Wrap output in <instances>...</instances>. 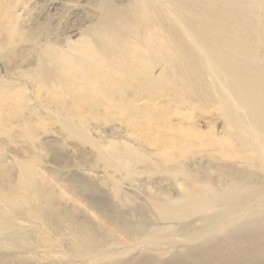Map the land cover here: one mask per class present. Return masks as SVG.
Listing matches in <instances>:
<instances>
[{
    "label": "rangeland",
    "instance_id": "rangeland-1",
    "mask_svg": "<svg viewBox=\"0 0 264 264\" xmlns=\"http://www.w3.org/2000/svg\"><path fill=\"white\" fill-rule=\"evenodd\" d=\"M106 1L108 2V4L111 3L110 7H112V4L116 6L124 7V5L126 6L128 4V1L130 0H106ZM106 1H104V3ZM102 2L103 0H0V58L2 59V61H4L3 63L2 61H0V76L14 84L15 82L17 83V85L21 84L20 86L24 88L22 90L23 91L22 93H19V92H17L19 94L16 93L19 96L14 95L15 94L14 92H11L12 95H10L11 94L10 92H6L5 96L7 95V93H10L8 95H10L11 97L8 98L9 97L8 95L7 97L3 96L1 97L2 100H0V110L2 111V112L0 111V116L7 117V118L3 117L4 121L2 117H1L2 119L0 118V122H1L0 135H1V132L3 131L2 133L4 135L3 134L2 135L5 136L3 137L1 135L2 137H0V173H1L0 174V193L1 194L3 193L4 195H9L7 193L10 192L11 195H16V197L19 198L17 203H14L13 205H11L12 203L9 202V205H8V203L3 200L4 197H2L3 196L2 195L1 196L2 198L0 197V202H2L3 200L4 204L3 203L0 204L1 206L0 214L3 216L4 214L5 216L6 214L8 215V213L11 214L8 217L11 218L12 221H15V223L17 222L16 224L14 223L15 225L19 226L21 230H28L30 233H32V235L35 234V237H37L38 234L44 235L47 233V231L45 230L46 228L44 227L45 219H46L45 214L47 215L46 211L48 209H51L53 206L52 209L55 211L54 214L57 213L55 215L54 214L52 215V217L54 218L53 220L56 222V225H57V231H53L50 234L52 243H56V244L48 245V246H51L52 248L48 247L47 245H45L44 247L43 245L41 246L37 245V246H31L27 248L28 250L25 249V250L20 251V250H13L9 248L6 249V247H3L2 249L1 247L0 254L3 253V256L4 254L6 255L8 253L10 255H14V254H17V255H14L13 257H10L9 259L0 258V264H34V263L35 264H83L86 261L87 262L84 264H89L90 262L95 261L94 259L98 260L97 258L100 257L103 253L106 254L111 251L118 253V252H121V250L124 251L126 249L125 247L127 248L130 247L129 249L132 250L128 253V255L126 253V255L124 254V257L122 255H119V256H116L118 258L114 257V258H111V260L108 259V261L103 259V260H99L96 262L97 263L99 262L98 264H264V209H261V210L258 209L261 204L264 205L263 200L262 201L258 200L261 197L263 198L264 196V193H262V196H261V192H264V170L262 168L259 169L258 165L255 162H253L254 160L249 158V155H246V154L238 155L239 152L236 151L233 154V156H236V157L238 156V158L241 156H245V158L244 157L243 158L246 159V162L240 165L239 162L241 161H239L240 159L237 158L234 161L235 163L234 162L231 163L233 164L232 165L233 167L231 165L229 167L230 168L229 170L231 172L228 170V168L225 169V168L220 167L221 169L225 170V174H224L223 173L224 171L222 172L221 169H219V171L217 170L218 172L216 170H212L214 169L213 163L218 162L216 161V159H214L212 156H211L212 159H214L215 161L212 160L211 157L208 158L207 152H206V155L205 153H201V154L197 153L196 151H198L199 149L197 148L198 146L197 147L194 146V148L197 149L196 150L193 148V145H192L191 147L195 151V154L197 155L195 156L191 155V156H188V158H185L188 160L180 159L181 161L180 160L176 161V164H177L176 166H178L179 169L187 168L190 170L192 168L193 169L195 168V165H197L196 164L197 162L198 164L202 163L201 165H198L200 168L199 171L202 172V173L200 172V176L204 177L205 179L211 178L212 180L211 179L210 180L212 182L214 181L213 183L215 184V187H219L218 189L219 191L225 187L222 190L228 191L227 196L229 197V200L225 202H221L220 205L218 204L221 207L219 206L218 207L215 206L216 208L210 207L209 209H206V211L199 213L198 215L197 214L191 215V216L186 215L187 217L186 216L179 217V216L173 215L169 218L167 217L164 218L161 215V210L159 209V202L154 201L156 205L152 201L154 199H150L151 201L150 202L148 200L149 198L147 199V197H149L147 196L148 193L150 194V192L154 189V191H152V194L153 196H155V193L157 195V193L161 192L162 190V192L169 195L173 199V198L181 196L183 188L186 189V191L188 190L190 193H197L199 192L198 191L199 189H197L194 185H192L190 181L188 182L186 180H183L181 177L177 176L178 179H175V177H173L172 175L164 176L163 168L161 169L162 163H159V161H156L155 159H153L155 160L153 161L152 158L150 161L148 160L145 161V163L147 162L146 163L147 166L146 164H143L142 167L135 169L138 175H136L135 171H132L131 169L125 168V167L124 168L119 167V169H117L118 172L116 170L113 171L112 168H114V166L110 164L111 161L108 159V156L102 153V151L99 152V151H96V149L91 148L93 145H96V144L103 145V144L108 143L109 141H117V139L125 136V133L121 132V134H119L115 130L119 126L118 125L119 122L117 121L119 119H117V117L123 120L124 122L128 121V119L126 121L125 118L127 117L129 118V113L132 109V106L129 105L128 100H132V98L134 100L136 98L140 99L139 102H137L139 104L135 103L136 105H140L144 103L149 97L152 103L155 101L153 103L155 104V106L160 107L161 100L159 99L163 100V97L166 95L165 94L166 92L162 93L163 90L167 91L169 89L170 91L169 93L171 94L174 93L173 95H176V96H178L180 93V95L182 96L183 95L182 89H179L181 87L177 88L176 86V88H174V84H172L171 86L169 85L170 87L160 86L162 88L160 89L158 85L155 87V89L159 92L157 93L155 89H153L154 91L152 90L153 92H149L147 86H144V87L140 86L139 88L137 86L139 85V83L137 84L133 83V86H131L130 89L122 85L119 87L117 86V88L115 89L109 88L105 90V92H99V94H95V93L93 94V92H63L62 89L57 90L58 88L57 86L56 88L51 89L54 91L55 94L53 93V91H50L46 88L43 89L44 92L43 91L33 92L32 86L35 82L37 83V80H36V76L31 74L30 71L28 72L26 68L28 66L27 64L29 63L35 64V62L42 60L43 55L46 56L44 57L45 60L46 59L49 60L48 55H46V52H45L46 50L43 49L46 43L53 45L54 43H56V41L64 42V40H66L65 38L71 41H76V38H78L81 30H83L89 24L91 25V23H94V21L96 22L97 18L100 17V12L102 10L107 9V6L105 5L106 6L105 8ZM260 11L261 12L259 16H261V18H259V20L261 21V23L259 22L258 31L260 35L259 37L260 40L262 38H263L262 40H264V2H263V7ZM131 31L132 30L128 31L129 34L130 33L133 34L132 33L133 31L132 32ZM123 35L125 34L123 33ZM132 38L135 39L136 36L134 37V34H133ZM138 38L139 39L137 42L141 43L142 38L140 39V36H138ZM134 39L133 41H135ZM262 42L263 43L260 44L258 48V54L261 57L264 56V41ZM38 49H42V50H38ZM36 52H38L39 54ZM36 55L40 56V60H39V57ZM36 57H38L37 60H36ZM5 63L7 64L5 65L7 66V68L3 65ZM21 65L23 66V70L21 69L22 68ZM112 67H115V66H112ZM161 67L162 65H160L159 67L158 66L155 67L154 72H153L154 73L153 78H155L154 77L155 75L156 76L158 75V72H160L159 70H161ZM27 73L29 75H27ZM25 75L28 77H26ZM32 78L34 81L32 80ZM71 81L73 80H70L69 84H73L75 82V81L73 82ZM135 86L138 88H136ZM172 86L174 89L172 88ZM143 88L145 89V92H146L144 95H143L144 93ZM127 89L131 91L129 92V90ZM160 91L162 93L161 95H160ZM2 93L4 94V92ZM51 93L54 95V97L52 96V99L50 98ZM133 93L136 94L135 97ZM20 94H22L23 96L21 97ZM47 94H48V97L46 96ZM56 94L58 96H56ZM70 94L73 95V98L71 97ZM68 95H70L69 98H68ZM102 95H105L104 98ZM180 95L179 97H181ZM45 96L47 97V99ZM58 97L62 99L64 98L65 100L57 99ZM84 97L88 99H92L93 100L92 104H88V103L86 104L85 102H82V99ZM15 98H17V100ZM3 100L4 102H2ZM52 100L53 101L55 100L54 102L56 103V105ZM16 101H18V103ZM10 102L11 103L14 102V103L11 104ZM59 102H61L62 105H60ZM113 102L116 104L120 103L121 105L119 104L115 105L113 104ZM178 103L179 104L176 103L173 106H171L170 109H172V111H176V108H177V110L179 109L181 112L183 110V113H184L186 110V106L190 107L192 104V108L191 107L190 108L194 109V111L189 109V112L191 111L192 114L206 115L208 114L210 110V108L209 107L207 108L205 105H201L202 106L201 107L200 103L195 104L197 103V100L196 99L194 100V98L191 99L190 102L188 103L189 105L186 104V106H185V103L181 101ZM180 103L181 104L183 103V104L180 105ZM193 103H194V107H193ZM124 104H125V107H123ZM198 105L200 107H198ZM203 106H205L207 110ZM1 108H5L7 110L5 109L2 110ZM202 108H203V111L200 110ZM124 109H127V111L129 112L128 114L126 113L127 115L121 114L120 110L126 111ZM13 110L16 111L17 113L19 112L18 114L20 115L16 114V112H14ZM34 112H36V114L38 113V115L34 114ZM13 114H14V117L12 116ZM35 115H36V118H35ZM125 115L127 117H125ZM74 116H77V117L79 116V118L76 119L77 117H74ZM81 116L84 118L86 117V118L84 119ZM112 116L116 118L115 120L113 118L114 121L111 118ZM121 116L123 117L121 118ZM31 117H34V118H31ZM101 117L103 118L101 119ZM56 118L58 121L55 120ZM66 120L70 121V123H67ZM108 120L111 121L112 123L114 122L115 123L111 124V122H108ZM78 121L80 122L79 124H78ZM59 122L60 124H58ZM3 123L4 125H2ZM76 123H77V126L75 127ZM102 123L104 124V127ZM26 124L27 125L30 124V126L26 127L25 126ZM36 124H38V127ZM31 125H33V127ZM94 126L95 128L96 127L97 128L95 129ZM19 127H22V128H19ZM28 127L29 129H27ZM81 128H83L82 131L84 130L83 134L80 130ZM18 129L20 130L22 129L21 131L25 132V134L22 132L24 136L22 133H20V130L18 131ZM25 129H27V132ZM74 130H76V132ZM4 131L5 132L8 131V132H6L5 134ZM86 132L92 135H86L87 134ZM10 133L11 135H9ZM84 133L86 136L84 135ZM97 133L99 135H95ZM26 134L29 136L32 135V137L34 138L31 137L30 139H28L29 136H26ZM25 136L27 137V139ZM97 136H98L97 139L99 141L96 140ZM76 138L78 139V141L76 140ZM92 143L93 145H91ZM82 144L83 146H81ZM84 144H86L85 147H84ZM135 147L140 151L141 154L142 153L144 154L145 152L144 148H141L139 146H135ZM83 150H84L83 153L85 154L81 153ZM143 150L144 152H142ZM89 151L91 152L89 153ZM94 153L96 154L93 155ZM199 156L201 158H199ZM193 159L194 160L197 159V160L194 162ZM209 159H211L213 162L210 161ZM95 160L98 162H96ZM204 160L205 161L209 160V161L205 162ZM20 161L26 165H29V163H31L32 165V167H30L31 170H29V167L28 168L23 167V164ZM30 161H32L33 163ZM104 161H105V164H104ZM149 162L153 163L152 164L153 168L151 167ZM207 162L210 163V165ZM205 163H207L208 165ZM144 165L147 167V169L145 168ZM203 166L205 168H203ZM208 166L212 167V169L209 168ZM234 166L235 167L241 166L242 168L240 167L236 169L234 168ZM172 167L173 166L169 167V169H171L170 171L174 170L175 172L176 170H179L177 167H175L176 170L174 167L173 168ZM121 168L124 169L122 170L126 172L127 176H125V173L121 170ZM149 168L151 169L149 170L150 174L148 173ZM126 169L128 171H126ZM202 169L203 170L206 169V170L203 171ZM238 169H241V171ZM24 170H26V172L34 171V170L39 172L40 174L38 176L32 178L36 182L34 180L33 181L29 180ZM110 170H111V173H110ZM152 170H153V173H155L154 177L152 176L153 175ZM220 170L222 173L220 172ZM20 171H22V173H19ZM130 171H132L133 173ZM119 172L121 173L122 176L121 175L119 176L120 174ZM127 172H129L128 173L129 175L127 174ZM134 172H135V175L133 176ZM139 173H142V174H139ZM217 173H221V174H217ZM242 173H243V176H242ZM93 175L94 176L97 175V176L94 177ZM104 175L105 177H103ZM131 175H132V178L130 177ZM39 176L40 177L42 176V177L40 178ZM98 176L99 178H97ZM128 176L131 179L128 178ZM148 176L153 177V178H150L151 179L150 180ZM227 176L228 178L230 177L231 178L228 180ZM67 178L70 179L68 182H66L68 180ZM148 179L150 180V182ZM232 179L235 180L237 188H235L236 186L235 187L233 186L235 185V182L234 180L232 181ZM25 180L29 182L30 185L34 184L35 186L32 185L31 187H28L30 185ZM39 180L41 184H39ZM74 180L77 181V182L75 181L76 184H73ZM93 180H96V181L94 182ZM229 182L231 183V185ZM232 182H234V184ZM144 183H147V184L144 185ZM227 183H229L228 185L231 187H229ZM242 183H245V186L246 185L247 186L245 187L244 184ZM152 184H155L153 185L154 188H152L153 187L151 186ZM72 185L73 187H76V188H72ZM78 185L80 187L81 186L84 187L83 193H85V195L87 193L86 199H89L90 196H92V194L95 195V196H92V198L96 199L95 207L97 211L99 208H100L99 209L100 211L102 212L104 211L105 215L104 213L101 212L102 215L104 216H102L101 213H100L101 215L100 216L98 212L96 214V210H93L91 206L87 205L86 203L80 200V198L82 197H80L79 194L77 195V193H81L79 190H83V189L80 188ZM101 185L103 186V188ZM13 187L14 189H12ZM232 187L235 188L236 190H234ZM65 188L68 190H66ZM149 188L152 190H150ZM19 189L21 192L18 191ZM146 189H149V190L146 191ZM246 189H247L246 193L244 194L239 193L240 190L243 191ZM119 190L122 193L118 194L117 191ZM195 190L197 191L195 192ZM4 191L6 192L4 193ZM123 192L127 194H123ZM18 193L21 194L20 195L21 197L18 195ZM116 196H118V198ZM21 199L22 201H20ZM48 201L50 205L48 204ZM68 202L73 203V204H70ZM97 204L99 205L97 206ZM6 205L10 206L9 208L13 209L14 213L7 210ZM248 207L250 208L249 210H248ZM37 209H38V212H37ZM3 210H5L7 213ZM43 211L46 213H44ZM242 211L243 213H241ZM247 211H248V214H246ZM73 212L74 214H72ZM83 212L90 214L94 218V220L99 223L97 224L100 227L96 225H94L95 227H93L92 225L94 223H92L89 219L87 220L85 215H83ZM228 215H229V218H228ZM59 216L62 218L60 219ZM243 216L245 217L243 218ZM240 217H242L243 219ZM34 218L37 219L36 221H38V219L41 221H38L39 222L38 224L37 222L34 223L33 221H32L33 223H30L32 219L35 220ZM67 218L73 219L72 221L73 223H75L74 225L76 226H74L73 223L69 224L68 222L66 223L63 221V220L67 221ZM226 218H228V220ZM26 219L27 221L29 219V221L26 222ZM61 220H62L61 224H64L65 227L64 225L61 226L60 224ZM244 220L245 221L247 220L246 222L248 224ZM248 221H250V223ZM21 222H25L23 223L24 225L21 224ZM40 223L42 224L40 225ZM84 223H87V224H84ZM243 223H245L246 225L244 224L243 226L242 225ZM79 224H82V226L80 227L90 231L89 239L91 241L89 240L88 242V238H87L88 236L86 237V235L84 236V234L80 233V230H78ZM228 224L229 226H227ZM66 225L71 228V231L66 229L67 228ZM86 225H89L88 228L86 227ZM224 225H226L227 227ZM149 226L154 231L156 230L159 231L161 229L159 231L161 232V234L158 232L159 233L157 234L158 237L157 236L152 237V238L144 237L143 239V236H145L144 234L147 233V231L145 232V230H150ZM89 227L90 228L93 227L92 230L94 232L91 229L89 230ZM96 227L99 230H97ZM58 229L68 233L69 236H67L66 233L65 234L60 233L61 231L59 232ZM120 229L122 230L123 233L121 232ZM127 229H129V231ZM140 229H143L145 233L141 232ZM137 230L139 232H137ZM135 231L137 234L143 233V236L140 237V241L138 240L139 237L135 236L134 238ZM70 232H75L79 236L81 235V237H79L78 239L76 238L78 237L77 235V236H74L73 238V235H71ZM12 233H13L12 231L4 230L2 233H0V236L5 237V236L11 235ZM130 235L133 236V237L131 236V239L128 237ZM161 235L163 236V238H161L163 240L160 239V237H162ZM190 235L192 238H194L193 240L191 239ZM127 237L130 240V242L126 240ZM179 237H182V238L180 239ZM92 238L96 239V240L94 239L93 240L96 241L97 243L94 242V244L93 243L91 244V242H93ZM132 239L134 242L132 241ZM146 239L148 241L150 240L149 241L150 243ZM77 240L78 242H76ZM81 241L83 243L85 241V243L87 244L84 243L83 246H81L80 245L82 244ZM135 241H138V243ZM122 242L123 243L125 242L124 243L125 245H123ZM141 242H144V243L141 244ZM77 243L79 244L77 245ZM72 244L75 246V248ZM154 245L156 246L154 247ZM76 246H77V249H76ZM92 247L94 248L92 249ZM70 249H72V251ZM77 251L80 253L79 254L76 253ZM22 252H25L24 257L19 256ZM28 252H31V253H28ZM53 252L55 255L52 254ZM151 254H156L161 259L158 256L155 257L156 255L152 256ZM147 257L149 258L146 259ZM53 259H57V260L54 261ZM156 260H157V263H156ZM91 264H94V263H91Z\"/></svg>",
    "mask_w": 264,
    "mask_h": 264
},
{
    "label": "bare ground",
    "instance_id": "bare-ground-1",
    "mask_svg": "<svg viewBox=\"0 0 264 264\" xmlns=\"http://www.w3.org/2000/svg\"><path fill=\"white\" fill-rule=\"evenodd\" d=\"M104 1H106V0H103L102 4L105 8L107 6V9L102 10L100 12V17L97 18L96 22L94 21V23H91V25L89 24L83 30H81L78 38H76V41H71V40L65 38L66 40H64V42L56 41V43H54L53 45L46 43L44 45L45 47L43 49L46 50L45 52H46V55H48L49 60H47V59L45 60L44 57H46V56H44V55L42 57V60H40V56L36 55L39 57L40 61L35 62V64H33V63L27 64L28 66L26 68H27L28 72L30 71L31 74L36 76V80H37V83L35 82L36 84L34 83L32 86L33 92H41L45 88L50 90V91H53L51 89L52 88L54 89L57 86L58 87L57 90L62 89L63 92H93V94L94 93L99 94V92H105V90H107L109 88L115 89V88H117V86L119 87L122 85L125 87H128L130 89V87L133 86V83H136V84L139 83V85H137L139 88H140V86L141 87L147 86L149 92H153L154 91L153 89H155V87L158 85H159V87L160 86L170 87L172 84H174V88H176V86H177V88L181 87V88H179V89H182V92H183L182 96L179 93V95L181 97H179V95L178 96L173 95L174 93L173 94L169 93L170 92L169 89L167 91L161 90L162 93L166 92L165 93L166 95L163 97V100L159 99V100H161L160 101V103H161L160 107L155 106V104H153L155 101L153 100L154 102L152 103V101L150 100L149 97L147 98V100L144 103H142L140 105L135 104V103L139 102L140 99L136 98L134 100L132 98V100H128V98H127V100L129 101V105L132 106V109L130 108L131 109L130 113L127 111V109H124L126 111L120 110V112H121V114H126V113L128 114L129 113V118L126 116L127 114L125 115V117H127L125 119H126V121L128 119V121L124 122L123 120H121L120 118L117 117V119H119V120H117L119 123L118 122H116V123H118L119 126L115 130L119 134H121V132L125 133V136L122 137L123 139L119 138V139H117V141H109L108 143L103 144V145H99V144L93 145L94 142L92 141L93 143L91 145H93L94 147L92 146L91 148H94V149H96V151H99V152L102 151V153H104L106 156H108V159L111 161L110 164L112 166H114V168L111 167L113 169V171L114 170L117 171V169H119V167H123V168L125 167V168L131 169L132 171H135L136 175H138L137 171L135 169L142 167L143 164L147 163V162L145 163L146 160L150 161L152 158V160L155 159L156 161H159V163H162L161 169L163 168L164 176L165 175L166 176L172 175L173 177H175V179H178L177 176L181 177L183 180H186L188 182L190 181L192 183V185H194L197 189H199L198 190L199 192H197V193H190L188 190L186 191V189L183 188L181 196L172 199L169 195L162 192V190H161V192L157 193V195L155 193V196H153L152 191H154V189L152 190L149 188L152 191L150 192V194L148 193L147 196H149V197H147V199L149 198L148 199L149 201H150V199H154V200H152L153 202L154 201L159 202V209L161 210V215L164 218L165 217L169 218L173 215H176L179 217H183V216L185 217L186 215L191 216V215H195V214L198 215L199 213L206 211V209H209L210 207H215V206L218 207L221 202H225V201L229 200V197L227 196L228 191L222 190L225 188L224 187L225 185L223 184L224 188H222L219 191L218 190L219 187H215V184L213 183L214 181L212 182L211 178L205 179L204 177H201L200 176L201 171H199L200 168L198 165H201L202 163L198 164V162H197L196 163L197 165H195V168L194 169L192 168L189 170L187 168L186 169H182V168L179 169L178 166H176L177 165L176 161H178L180 159L188 160L185 158H188V156H191V155L192 156L197 155V154H195V151L191 147L193 145V148H194V146H196V147L198 146L197 148H199V149H198V151H196L197 153H200V154L205 153V155H206V152H207L208 158L212 156L214 159H216V161H218L217 163H213L214 169H212V167L208 166L212 170H216V171L218 170L219 171V169H221L220 167L225 168V169L228 168V170H229L230 165L231 166L233 165L231 163H233L238 158V156L237 157L233 156V154L236 151L239 152L238 155H241V154L249 155V158L254 160L253 162H255L258 165L259 169L262 168L264 170V56L261 57L258 54L259 45L263 43L262 41H264V40H262L263 38L260 40V38H259L260 35H259V31H258L259 22L261 23V21L259 20V18H261V16H259V14L261 12L260 10L263 7L264 0H130V1H128V4L126 6L124 5V7L116 6L114 4H112V7H110L111 3L108 4V2L106 1L107 3L105 2L106 3L105 4ZM130 30L133 31V32L132 31L131 32L134 34V37L136 36L135 39L132 38L133 34H131V33L129 34L128 31H130ZM123 33L125 35H123ZM138 36H140V39L142 38L141 43L137 42L139 39ZM133 39L135 41H133ZM38 50H42V49H38ZM36 53H38V52H36ZM73 53H75V54H73ZM38 57H36V60ZM0 61H2L1 58H0ZM3 62L4 61H2V63ZM3 65L5 66L7 64L5 63ZM160 65H162L161 70H159L160 72H158V75L157 76L155 75L154 76L155 78H153V74H154L153 72H154L155 67L156 66L159 67ZM112 66H115V67H112ZM5 67L7 68V66H5ZM31 67H33V68H31ZM107 68H109V69H107ZM21 69L23 70V66ZM27 75H29V74L27 73ZM26 77H28V76H26ZM32 80H33V78H32ZM70 80H73L75 82L73 84H69ZM73 81H71V82H73ZM15 84L0 76V100H2L1 97L5 96L6 92H10V93L14 92L15 93L14 95H17V94L23 92L22 90L24 88L22 86H20L21 84L17 85L16 82H15ZM125 87H123V88H125ZM138 87H136V88H138ZM172 88H173V86H172ZM129 89H127V90H129ZM160 89H162V88L160 87ZM130 91L131 90H129V92ZM161 91H160V95L162 94ZM2 92H4V94ZM17 92H19V93H17ZM143 92H144L143 93V95H144L146 93L145 89ZM156 92L159 93L157 90H156ZM10 93H7V95ZM53 93H54V91H53ZM134 93H136V92H134ZM57 94H56V96L59 95V94L58 95ZM7 95L5 97H7ZM10 95H12V93ZM10 95H8L9 96L8 98L11 97ZM20 95H21V97L23 96L22 94H20ZM70 95H68V98L70 97ZM79 95H81V94H79ZM135 95L136 94H134V97H135ZM17 96H19V95H17ZM46 96L48 97V94ZM52 96L54 97V95L51 93V97H50L51 99H52ZM102 96L104 98L105 95H102ZM47 97H46V99H47ZM60 97H58L57 99H62ZM71 97L73 98V95H71ZM193 98H194V100L195 99L197 100V103H195V104L200 103V106L205 105L207 108L208 107L210 108V110L208 109L209 110L208 114H206V115L196 114L195 115V114H192L191 111L189 112V109L192 108V104L190 106L191 108L186 106V104H188L190 102V100ZM15 99L17 100V98H15ZM62 100H65V99L63 98ZM38 101H39V99H38ZM52 101H50V102H52ZM58 101H57V103H58ZM141 101H143V100H141ZM180 101L185 103V106H186V110L184 109L185 112L183 113V110L181 112L179 109H178L179 110L178 111L176 107H175L176 111H172V109H170L171 106H173L176 103L179 104L178 102H180ZM2 102H4V100ZM16 102L18 103V101H16ZM82 102H85L86 104L87 103L92 104L93 100L84 97L82 99ZM13 103H11V104H13ZM59 103H60V105H62L61 102H59ZM64 103H65V101H64ZM120 103H118V104L121 105ZM191 103H192V101H191ZM6 104H5V106H6ZM113 104L118 105L114 102H113ZM137 104H139V103H137ZM182 104L180 103V105H182ZM55 105H56V103H55ZM200 106L198 105V107H200ZM205 106H203V107H205ZM123 107H125V104L123 105ZM193 107H194V103H193ZM207 108H206V110H207ZM1 109L3 110L5 108H1ZM30 109H31V107H30ZM113 109H112V111H113ZM119 109H120V107H119ZM130 109H128V110H130ZM165 109H166V111H165ZM5 110H7V109H5ZM95 110H96V108H95ZM191 110L194 111V109H191ZM200 110L203 111V108ZM14 112H16V111H14ZM120 112H118V113H120ZM9 113H11V112H9ZM18 113L16 112V114H18ZM16 114H15V116H16ZM34 114H36V112H34ZM18 115H20V114H18ZM36 115H38V113ZM36 115H35V118H36ZM94 115H96V114H94ZM12 116L14 117V114ZM123 116H121V118ZM1 117L2 116H0V118ZM74 117H77V116H74ZM4 118H3V121H4ZM31 118H34V117H31ZM78 118H79V116L76 119H78ZM82 118H84V117H82ZM102 118L103 117H101V119ZM111 118L113 120L114 117L112 116ZM11 119H9V120H11ZM115 119L116 118H114V120ZM55 120H57V118ZM106 120H107V118H106ZM66 122L70 123V121H68V120H66ZM108 122H111V121L108 120ZM79 123L80 122L78 121V124ZM114 123L111 122V124H114ZM0 124H1V122H0ZM58 124H60V122ZM71 124H69V125H71ZM2 125H4V123ZM33 125H31V126L33 127ZM36 125L38 127V124H36ZM102 125L104 127L103 123H102ZM105 125H106V123H105ZM25 126L26 127L30 126V124H28V125L26 124ZM76 126H77V123H76L75 127ZM79 126H81V125H79ZM95 126H94V128H95ZM82 127H83V125H82ZM19 128H22V127H19ZM27 129H29V127ZM27 129H25L26 132H27ZM82 129L83 128H81L80 130L83 134L84 130L82 131ZM19 130L20 129H18V131ZM21 130H20V133L23 132ZM74 131L76 132V130H74ZM96 131H95V133H96ZM2 132H1V135L3 134ZM6 132H8V131H6ZM6 132H5V134H6ZM91 132H93V131H91ZM23 133L25 134V132H23ZM24 134H23V136H24ZM1 135H0V137H2L4 134L2 136ZM9 135H11V133ZM84 135H85V133H84ZM86 135H92V134L87 133ZM95 135H99V134L97 133ZM26 136H29V135L26 134ZM3 137H5V136H3ZM31 137H32V135L29 136L28 139H30ZM24 138H22V139H24ZM32 138H34V137H32ZM88 138H89V136H88ZM97 138H98V136L96 137V140L99 141ZM26 139H27V137H26ZM71 139H73V138H71ZM76 140L78 141L77 138H76ZM85 145L86 144H84V147H85ZM81 146H83V144ZM135 146H139L141 148H144L145 152H144V150L142 152H144V154L146 156L143 153L141 154L140 151ZM78 147H79V145H78ZM194 149H196V148H194ZM83 152H84V150L81 153L85 154ZM90 152L91 151H89V153ZM87 153H88V151H87ZM95 154L96 153H94L93 155H95ZM99 155H101V154H99ZM83 156H85V155H83ZM102 157H104V156H102ZM212 157H211V159H212ZM243 157L245 158V156H241L238 158V159H240L239 161H241V162H239L240 165L242 163L246 162V159H244ZM194 158H196V157H194ZM199 158H201V157L199 156ZM247 158H248V156H247ZM211 159H209V160L210 161L214 160V159H212V160ZM155 160H153V161H155ZM196 160L197 159H195V160L193 159L194 162ZM209 160H206V161H209ZM105 161H104V164H105ZM191 161H192V159H191ZM30 162H32V161H30ZM96 162H98V161H96ZM199 162H201V161H199ZM21 163L23 164V167H26V168L29 167V170H31L30 169V167H32L31 163H29V165H31V166L26 165L23 162H21ZM207 163H205V164H207ZM152 164L153 163H150L151 167H152ZM208 164L210 165V163H208ZM237 164H238V162H237ZM239 164H238V166H239ZM146 166H147V164H146ZM146 166H145V168L147 169ZM170 166H173L174 168L177 167L179 170H176V168H175V170H176L175 172H174V170L170 171L171 170V169H169ZM182 167H184V166H182ZM240 167L234 166V168H236V169L240 168ZM123 168H121V170ZM203 168H205V167L203 166ZM26 170H24V171L26 172ZM108 170H109V168H108ZM138 170H140V169H138ZM149 170H151V169L150 168L148 169V173H149ZM159 170H160V168H159ZM205 170H203V171H205ZM221 170H222V172L224 171L223 173L225 174V170L224 169H221ZM221 170H220V172H221ZM238 170L241 171V169H238ZM1 171H3V170H1ZM126 171H128V170L126 169ZM132 171H130V172H132ZM216 171H214V172H216ZM123 172H122V174H123ZM135 172H134L133 176L135 175ZM139 172H141V171H139ZM154 172H156V171H154ZM242 172H243V170H242ZM19 173H22V171H20ZM110 173H111V170H110ZM124 173H125V176H127L126 172H124ZM128 173L129 172H127V174ZM142 173H139V174H142ZM221 173H217V174H221ZM23 174H25V173H23ZM39 174L40 173L35 171V170L26 172L27 177L31 181L34 180L32 178L38 176ZM152 174H153L152 176L154 177L155 173H153V170H152ZM2 175H4V174H2ZM97 175H98V173H97ZM97 175H95V176L93 175V176L96 177ZM120 175H121V173L119 174V176ZM146 175H148V174H146ZM99 176H101V175H99ZM99 176L97 178H99ZM242 176H243V173H242ZM103 177H105V175ZM130 177L132 178V175ZM130 177L128 176V178H130ZM153 177L148 176L149 179L153 178ZM111 178H112V176H111ZM227 178H228V176H227ZM230 178H228V180ZM94 179H96V178H94ZM62 180H64V179H62ZM69 180L70 179H68L67 181L66 180H64V181L68 182ZM122 180H123V178H122ZM150 180H149V182H150ZM233 180L234 179H232V181ZM27 181H28V179H27ZM75 181L76 180H74L73 184H76ZM93 181L95 182L96 180H93ZM234 182H235V180H234ZM234 182H232V183L234 184ZM27 183L29 184V182H27ZM229 183H227V185ZM239 183H240V181H239ZM39 184H41L40 180H39ZM42 184H44V183H42ZM145 184H147V183H144V185ZM183 184H185V183H183ZM242 184H244V186H245V183H242ZM32 185H34V184H32ZM32 185H30L28 187H31ZM153 185H155V184H152L151 186H153ZM230 185H231V183H230ZM183 186H185V185H183ZM216 186H217V184H216ZM233 186L234 187L236 186V182H235V185H233ZM41 187H42V185H41ZM118 187H120V186H118ZM118 187H116V188H118ZM229 187H231V186H229ZM18 188H19V186H18ZM72 188H76V187H73V185H72ZM80 188L83 189L84 187L81 186ZM102 188H103V186H102ZM152 188H154V186ZM235 188H237V186ZM235 188H233V189L236 190ZM12 189H14V187ZM26 189H27V187H26ZM42 189H44V188H42ZM149 189H146V191ZM66 190H68V189H66ZM116 190H118V189H116ZM120 190L117 191L118 194L122 193ZM261 190H260V192H261ZM18 191L21 192L20 189ZM79 191L81 193H77L76 191L75 192L77 193V195L79 194V196L82 197V198H80V200L83 201L84 203H86L87 205L91 206L93 208V210H96V214L98 212L100 215V213L102 211L99 210L100 208L97 211V209L95 207L96 206V204H95L96 199L92 198V196H95V195L92 194V196H90L89 199H86L87 193H86V195H85V193H83L84 189L79 190ZM196 191L197 190H195V192ZM246 191H247V189L243 190V191L240 190L239 193L244 194V193H246ZM5 192L6 191H4V193ZM262 193H264V192H261V196H262ZM7 194H9V195H4L3 193L2 194L0 193V197L3 195L2 196V197H4L3 200L6 201L8 203V205H9V202L12 203L11 205H13L14 203H17L19 198H17L16 195H11L10 192ZM88 194H90V193H88ZM94 194H96V193H94ZM123 194H127V193L123 192ZM18 195L20 196L21 194L18 193ZM34 195H36V194H34ZM116 197L118 198V196H116ZM3 200H2V202H0V204H2L4 202ZM258 200L259 201L263 200V202H264V196H263V198L261 197ZM20 201H22V199ZM68 203H70V202H68ZM48 204H49V201H48ZM70 204H73V203H70ZM99 204H97V206ZM155 205H156V203H155ZM51 206H52V204H51ZM9 207L10 206L6 205L7 210L14 213V210L9 208ZM219 207H221V206H219ZM52 208H53V206H52ZM52 208L48 209L46 211L47 215L45 214L46 219H45L44 227L46 228L45 230L47 231V233L44 235L38 234L37 237H35V234H33L34 235V237H33L32 233H30L28 230H21L19 226L15 225L17 222L15 223V221H12V219L8 217L11 214L8 213V215L6 214V216H5V214H4V216L0 214V233H2L4 230L13 232L9 236H5V237L0 236V249H1V247H2V249H3V247H6V249L9 248V249H13V250L22 251L25 249L28 250L27 248H29L31 246L43 245V247H44L45 245L48 246L50 244L51 245L56 244V243H52V239L50 238V234L53 231H57L56 222L53 220L54 218L52 217V215L54 214L55 211ZM249 209L250 208L248 207V210ZM258 209L259 210L264 209V205L261 204ZM72 210H71V212H72ZM3 211H5V210H3ZM243 211L241 213H243ZM37 212H38V209H37ZM46 212H44V213H46ZM102 213H104V211ZM102 213H101V215H102ZM238 213H240V212H238ZM55 214H57V213H55ZM72 214H74V212ZM246 214H248V211ZM83 215H85L87 220L89 219L92 223H94L92 225L93 227H95L94 225L100 227L98 225L99 223L97 221H95L94 218L90 214L83 212ZM104 215H105V213H104ZM104 215H102V216H104ZM235 215H233V216H235ZM62 217L59 216L60 219ZM66 217H67V215H66ZM220 217H222V216H220ZM244 217L245 216H243V218ZM228 218H229V215H228ZM228 218H226V219L228 220ZM230 218H231V216H230ZM240 218H242V217H240ZM36 220L37 219H35V220L32 219L30 223L37 222V224H38L39 223L38 221H41L39 219H38V221H36ZM59 220H58V222H59ZM62 220H61L60 224L62 223ZM72 220L73 219L67 218V221H65V220H63V221L71 224V223H73ZM85 220H84V222H85ZM22 221H24V220H22ZM28 221H29V219H28ZM28 221L26 219V222H28ZM222 222H223V220H222ZM248 222L250 223V221H248ZM23 223H25V222H21V224H23ZM41 224L42 223H40V225ZM74 224L75 223H73V225ZM84 224H87V223H84ZM244 224L245 223H243L242 225L244 226ZM62 225H64V224H61V226ZM74 226H76V225H74ZM80 226H82V224H79L78 230H80V233L84 234V236L85 235H86V237L88 236L87 238H88V242H89V240H90L89 239V234H90L89 232L90 231H88L87 229H84ZM88 226L89 225H86L87 228H88ZM224 226H226V225H224ZM227 226H229V224ZM64 227H65V225H64ZM93 227H91V228L89 227V230L90 229L92 230ZM103 227H104V225H103ZM120 228H122V227H120ZM149 228H150V230H145V228H144L145 232L147 231V233H145L143 229H140L141 232L145 233L144 234L145 236H143V233L137 234L135 231L134 232V238H135V236L139 237L138 240L140 241V237H142V236L144 239V237L145 238L146 237L152 238V237H156L157 234H159V233L161 234V232H159L161 229L159 231H157V230L154 231L153 229H151L150 226H149ZM66 229L71 231V228L69 226H67ZM97 230H99V229L97 228ZM127 230L129 231V229H127ZM131 230H132V228H131ZM138 230H139V228H138ZM138 230H137V232H139ZM208 230H209V228H208ZM59 232L63 233V234L66 233L62 230H59ZM121 232H122V230H121ZM66 234H67V236H69L68 233H66ZM70 234L73 235V238H74V236L78 235L75 232H70ZM62 236H64V235H62ZM131 236L132 235H130L128 237L131 239ZM79 237H81V235L80 236L78 235V237H76V238L79 239ZM124 237H126V236H124ZM128 237L126 240H128L130 242ZM190 237H191V235H190ZM161 238H163V236L160 237V239ZM179 238L181 239L182 237H179ZM93 239L94 238H92V240ZM96 239H94V240H96ZM191 239L193 240L194 238L191 237ZM94 240H93V242H91V244L92 243L94 244V242H96ZM161 240H163V239H161ZM185 240H186V238H185ZM132 241H133V239H132ZM151 241H152V239H151ZM76 242H78V240ZM135 242L138 243V241H135ZM84 243H85V241H84ZM84 243L82 242V244H80V245L83 246ZM124 243H123V245H125ZM142 243H144V242H141V244ZM78 244L79 243H77V245ZM85 244H87V243H85ZM127 244H129V243H127ZM155 246L156 245H154V247ZM159 246H157V247H159ZM48 247H51V246H48ZM134 247H136V246H134ZM40 248H42V247H40ZM74 248H75V246H74ZM93 248L94 247H92V249ZM125 248L126 249L124 251L121 250V252H118V253L111 251V252L106 253V254L105 253H103L102 255L100 254L101 256L97 258L98 260L94 259L95 261L90 262L89 264H91V263L95 264V263H97L96 261L103 260V259L108 261V259L111 260V258H114V257L119 256V255H122L124 257V254L126 255V253H127V255H128V253L130 251H132L131 249H129L130 247L129 248L125 247ZM45 249H47V248H45ZM76 249H77V246H76ZM70 250L72 251V249H70ZM168 252H169V250H168ZM28 253H31V252H28ZM76 253L79 254L80 252L77 251ZM52 254L55 255L54 252ZM14 255H17V254H14ZM14 255H10L8 253L6 255L4 254V256H3V253H1L0 258H3V259L8 258L9 259L10 257H13ZM151 255L153 256L156 254H151ZM19 256L24 257L25 252H22ZM157 256L158 255H156L155 257H157ZM116 258H118V257H116ZM148 258L149 257H147L146 259H148ZM44 259H46V258H44ZM36 260H37V258H36ZM48 260H50V259H48ZM53 260L56 261L57 259H53ZM47 262H49V261H47ZM86 262H84V263H86ZM156 263H157V260H156Z\"/></svg>",
    "mask_w": 264,
    "mask_h": 264
}]
</instances>
